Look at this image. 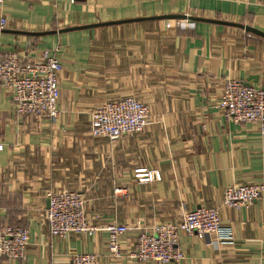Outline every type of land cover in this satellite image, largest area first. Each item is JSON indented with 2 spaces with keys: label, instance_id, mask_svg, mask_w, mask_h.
Instances as JSON below:
<instances>
[{
  "label": "crops",
  "instance_id": "0c3cea01",
  "mask_svg": "<svg viewBox=\"0 0 264 264\" xmlns=\"http://www.w3.org/2000/svg\"><path fill=\"white\" fill-rule=\"evenodd\" d=\"M169 16L197 20L156 19ZM2 17L0 50L36 59L57 48L62 71L53 121L17 117L0 87V227L29 231L26 258L0 264H71L81 253L98 264H158L127 257L136 228L177 225L186 212L219 207L228 186L264 184L259 127L217 108L226 78L264 90V38L234 26L264 33V0H0ZM106 23L115 24L59 33ZM125 97L149 107L150 124L114 142L92 137L91 112ZM138 169L160 178L142 182ZM60 189L83 197L91 224L131 228L118 238L121 257L108 252L105 231L50 236L46 193ZM219 215L234 245L214 249L211 235L180 232L184 259L170 264H264V199Z\"/></svg>",
  "mask_w": 264,
  "mask_h": 264
},
{
  "label": "built area",
  "instance_id": "2783aa9c",
  "mask_svg": "<svg viewBox=\"0 0 264 264\" xmlns=\"http://www.w3.org/2000/svg\"><path fill=\"white\" fill-rule=\"evenodd\" d=\"M168 1V0H161ZM186 20H176V27H184ZM6 20L0 18V25ZM58 49L44 51L36 59L29 51L0 50V87L11 93L17 117H45L51 121L59 114V74L62 66L57 57ZM217 108L224 117L235 124L250 123L259 127L264 136V90L245 86L240 81L226 78ZM149 107L133 97L102 104L90 114V134L94 138L117 141L123 136L136 135L150 124ZM2 146L0 145V150ZM140 181L159 180L158 172L136 171ZM48 208L45 221L50 236L65 239L71 234L93 237L99 231L108 233L107 250L113 257H121L119 236L131 228L118 223L99 227L90 223L85 212V200L76 191L60 189L46 193ZM264 199V184L231 185L223 191L219 207H199L183 214L177 225L164 224L150 228H136L139 235L136 245L127 257L140 263H179L184 259L178 247V233L201 240L211 235L214 249L233 246L235 238L230 226L222 223L220 208L248 209ZM29 245V231L21 226L0 227V256L24 260ZM71 264H98L94 254H74Z\"/></svg>",
  "mask_w": 264,
  "mask_h": 264
},
{
  "label": "water",
  "instance_id": "95a60500",
  "mask_svg": "<svg viewBox=\"0 0 264 264\" xmlns=\"http://www.w3.org/2000/svg\"><path fill=\"white\" fill-rule=\"evenodd\" d=\"M189 19V20H197V19H194V18H190V17H185V16H169V17H160V18H156V19ZM139 20H144V19H138L137 21ZM126 22H130V21H121V22H118V23H126ZM115 23H106V24H96V25H91V26H86V27H77V28H69V29H64V30H61L59 31V33H63V32H66V31H74V30H82V29H88V28H91V27H99V26H107V25H113ZM225 24V23H224ZM238 28H241L243 29L245 32L247 33H251V34H254V35H257V36H260L262 38H264V33L262 32H259L251 27H246V26H241V25H234ZM30 35V33H28ZM42 34H49V33H42ZM34 35H37V34H34ZM248 83L245 84V86H250V79H248L247 81ZM48 200H47V208H48Z\"/></svg>",
  "mask_w": 264,
  "mask_h": 264
}]
</instances>
